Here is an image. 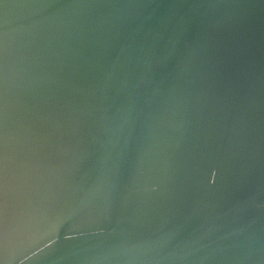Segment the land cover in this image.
I'll return each mask as SVG.
<instances>
[{
	"label": "water",
	"instance_id": "95a60500",
	"mask_svg": "<svg viewBox=\"0 0 264 264\" xmlns=\"http://www.w3.org/2000/svg\"><path fill=\"white\" fill-rule=\"evenodd\" d=\"M0 264H264V0H0Z\"/></svg>",
	"mask_w": 264,
	"mask_h": 264
}]
</instances>
